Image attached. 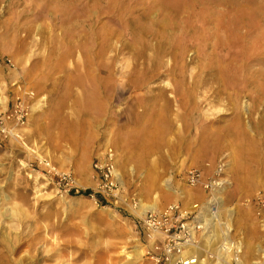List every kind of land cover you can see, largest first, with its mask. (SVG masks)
I'll list each match as a JSON object with an SVG mask.
<instances>
[{
  "label": "rangeland",
  "instance_id": "374dc122",
  "mask_svg": "<svg viewBox=\"0 0 264 264\" xmlns=\"http://www.w3.org/2000/svg\"><path fill=\"white\" fill-rule=\"evenodd\" d=\"M22 101L20 138L0 137L1 264H156L144 207L196 203L219 213L201 264H264V0H0V116ZM219 166L215 201L188 184Z\"/></svg>",
  "mask_w": 264,
  "mask_h": 264
},
{
  "label": "built area",
  "instance_id": "2783aa9c",
  "mask_svg": "<svg viewBox=\"0 0 264 264\" xmlns=\"http://www.w3.org/2000/svg\"><path fill=\"white\" fill-rule=\"evenodd\" d=\"M29 109L22 101L14 105L13 110L0 116V137L20 138V129L26 124ZM95 167L106 180L114 173V165L107 160L104 165L97 164ZM223 171V167L219 166L217 177L204 179L199 170L190 169L186 172V180L191 186L205 188L209 196H212L209 198L215 201L217 188L225 182L221 177ZM202 214V207L197 203L189 209L173 204L161 212H148L141 219V225L149 242L146 253L151 260L156 264H187L192 261H195L192 264H199L200 259L204 260L201 258L200 246L204 235L200 220Z\"/></svg>",
  "mask_w": 264,
  "mask_h": 264
},
{
  "label": "bare ground",
  "instance_id": "6f19581e",
  "mask_svg": "<svg viewBox=\"0 0 264 264\" xmlns=\"http://www.w3.org/2000/svg\"><path fill=\"white\" fill-rule=\"evenodd\" d=\"M253 110L255 111V109H253ZM243 121H244V119H243ZM242 123L243 122L239 120V121L235 122V125L233 126V128L230 129V133L232 134L230 136L233 137L230 140L231 141V144H230L231 145V152H232V155H233V161L235 160V163H237L238 156H240V153L244 151V145L246 143V139H248V141H253L249 137H246V135H247V132H246L247 131V127H243ZM256 126H257V129L258 130H264V116L263 115L260 116L257 119ZM260 140H262V138H260ZM237 166H239V165L237 164ZM114 173H115L116 176H118V171H117V168L116 167L114 169ZM80 186L82 187L81 184H80ZM226 190L227 189H225L224 187H222L220 189V193L221 192H225ZM156 210H157L156 206L151 205V206L144 207L142 213L145 215V213H147L148 211H156ZM218 215H219V213L216 212V211H213V209H212V213H210V215L208 214L209 218L204 217V220L201 221V223H202L201 225L203 226L204 233L206 234L207 237H210L211 236V232L209 233V228H210L209 226L211 224H213V220H214L213 217L214 216L217 217ZM52 227L54 228V225ZM208 233H209V235H208ZM34 237H35V235H33V238ZM0 259H1V262H0V264H1L2 261H3V258H0ZM194 262L195 261H192L191 263H187V264H192ZM198 262H199V264H201V263H203V260L200 259ZM224 262H225V260H224Z\"/></svg>",
  "mask_w": 264,
  "mask_h": 264
},
{
  "label": "trees",
  "instance_id": "16d2710c",
  "mask_svg": "<svg viewBox=\"0 0 264 264\" xmlns=\"http://www.w3.org/2000/svg\"><path fill=\"white\" fill-rule=\"evenodd\" d=\"M78 193L88 196V195H91L93 192L91 190H83V191H79ZM97 197H100V196L97 194Z\"/></svg>",
  "mask_w": 264,
  "mask_h": 264
}]
</instances>
